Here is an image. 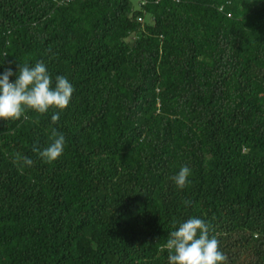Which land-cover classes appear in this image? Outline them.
Wrapping results in <instances>:
<instances>
[{
    "label": "trees",
    "instance_id": "trees-1",
    "mask_svg": "<svg viewBox=\"0 0 264 264\" xmlns=\"http://www.w3.org/2000/svg\"><path fill=\"white\" fill-rule=\"evenodd\" d=\"M139 3L0 0V71L74 86L55 123L0 121V264H168L192 216L226 264H264V0Z\"/></svg>",
    "mask_w": 264,
    "mask_h": 264
},
{
    "label": "clouds",
    "instance_id": "clouds-1",
    "mask_svg": "<svg viewBox=\"0 0 264 264\" xmlns=\"http://www.w3.org/2000/svg\"><path fill=\"white\" fill-rule=\"evenodd\" d=\"M73 92L74 86L68 77L57 75L53 81L45 63H16L15 72L12 68L0 71V121L20 120L28 111L45 115L51 110V121L55 123L69 105ZM49 140L46 147L37 151L42 161L51 163L64 152L65 136L52 128ZM20 160L23 166L34 163L29 157H20ZM190 173L191 169L184 165L171 180L183 189L190 182ZM210 231L209 223L197 216L177 221L162 246L167 250L168 264H226L219 241Z\"/></svg>",
    "mask_w": 264,
    "mask_h": 264
},
{
    "label": "rangeland",
    "instance_id": "rangeland-1",
    "mask_svg": "<svg viewBox=\"0 0 264 264\" xmlns=\"http://www.w3.org/2000/svg\"><path fill=\"white\" fill-rule=\"evenodd\" d=\"M131 2H132V4H133V6H134L135 9L140 8L139 0H131Z\"/></svg>",
    "mask_w": 264,
    "mask_h": 264
}]
</instances>
